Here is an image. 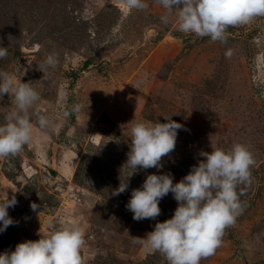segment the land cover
Here are the masks:
<instances>
[{"label":"rangeland","instance_id":"rangeland-1","mask_svg":"<svg viewBox=\"0 0 264 264\" xmlns=\"http://www.w3.org/2000/svg\"><path fill=\"white\" fill-rule=\"evenodd\" d=\"M146 4L129 10L123 0H0V47L8 49L0 71L39 93L29 110L31 142L0 157V202L17 200L0 253L75 221L84 232L83 264H167L132 238L172 218L178 202L170 192L155 220L136 221L126 208L131 191L150 174H171L177 183L205 159L201 153L240 143L256 161L250 185L241 186L244 211L200 264H264V17L229 27L222 43L180 32L175 14L163 24L165 10L156 0ZM51 53L58 64L43 74ZM75 104L80 111L65 118ZM14 109L5 94L0 124ZM37 112L48 128L38 127ZM167 117L183 128L163 168L129 177L123 165L132 123ZM121 180L129 187L113 196Z\"/></svg>","mask_w":264,"mask_h":264},{"label":"clouds","instance_id":"clouds-1","mask_svg":"<svg viewBox=\"0 0 264 264\" xmlns=\"http://www.w3.org/2000/svg\"><path fill=\"white\" fill-rule=\"evenodd\" d=\"M165 10L160 17L167 25L173 14L178 30L185 34L208 37L211 41L227 42V29L264 17V0H156ZM129 10H143L146 0H123ZM8 49L0 47V59ZM231 56L229 49L225 53ZM58 58L49 54L43 64V74L55 69ZM5 94L12 97L15 109L0 124V157L8 158L20 153L32 140L34 124L30 109L39 101V93L31 82L23 83L13 73L0 71V99ZM62 95H64L62 93ZM75 104L63 111L65 118L79 112ZM40 129L50 126L46 115L35 113ZM168 122H136L130 128V151L123 167L131 170V177L138 169L163 168L162 157L172 152L178 130L183 125L165 118ZM186 130V129H185ZM204 160L192 166L189 174L173 183L171 174L147 175L140 188L131 191L126 208L133 213V220H155L160 215V200L170 192L178 206L172 218L157 222L145 237H133V243L146 252L162 254L167 264H200L201 259L215 254L222 245L224 231L236 223L244 211L240 199L241 186L251 183V168L256 164L247 146L236 143L228 150L217 147L210 153H201ZM128 180H121L113 196L124 193ZM17 204L16 198L0 202V233L14 224L8 209ZM33 203V211L37 209ZM51 227V225H50ZM85 245L84 232L75 221L54 228L41 235L37 241H25L14 251L0 253V264H83L81 249Z\"/></svg>","mask_w":264,"mask_h":264}]
</instances>
